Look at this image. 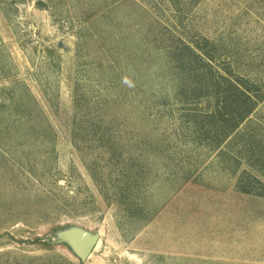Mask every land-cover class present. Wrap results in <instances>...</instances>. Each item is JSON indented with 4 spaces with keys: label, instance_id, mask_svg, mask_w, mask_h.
Masks as SVG:
<instances>
[{
    "label": "rangeland",
    "instance_id": "1",
    "mask_svg": "<svg viewBox=\"0 0 264 264\" xmlns=\"http://www.w3.org/2000/svg\"><path fill=\"white\" fill-rule=\"evenodd\" d=\"M0 264H264V0H0Z\"/></svg>",
    "mask_w": 264,
    "mask_h": 264
},
{
    "label": "trees",
    "instance_id": "2",
    "mask_svg": "<svg viewBox=\"0 0 264 264\" xmlns=\"http://www.w3.org/2000/svg\"><path fill=\"white\" fill-rule=\"evenodd\" d=\"M176 56L177 55L174 56L175 59H176ZM203 56H204V58L202 56H198V57L194 56V58H195L194 60H201L202 61V59H204L203 60L204 61V64H203L204 68L205 67L208 68V66H212V64L216 63V61H217V59L214 58L213 56H211L210 54H205ZM175 65H178L180 67L178 62H175ZM188 72H189V75H191V78H195V77H197V78L201 77L202 78L203 77V76H195L193 73L194 72L196 73V69H194V68L188 69ZM210 74H211V72H210ZM227 91H228L227 92L228 94L227 93L226 94H215V96H214L216 98V100L218 101V103L216 104V108H217V110H219L218 116L221 119L220 123H222L225 126L224 128L226 129V130L224 129V133L226 132V134L224 137H222L221 141L228 139L238 129L239 125L243 124V122L254 112V109L256 107L255 106L256 102L250 96V94H243V91L241 92L239 87H233L232 86V89H229ZM210 96H211V94L206 93L205 95L199 96L197 98L203 99V98H208ZM222 110H225L227 114L226 115L222 114V112H223ZM211 113L212 112H210L209 113L210 115H208L207 117L204 118L205 121L201 120V122L203 124L208 123V120L212 121V119H214L216 117V114H211Z\"/></svg>",
    "mask_w": 264,
    "mask_h": 264
},
{
    "label": "water",
    "instance_id": "3",
    "mask_svg": "<svg viewBox=\"0 0 264 264\" xmlns=\"http://www.w3.org/2000/svg\"><path fill=\"white\" fill-rule=\"evenodd\" d=\"M60 238L66 241L82 260L91 255L99 241V236H92L80 230L64 232Z\"/></svg>",
    "mask_w": 264,
    "mask_h": 264
}]
</instances>
